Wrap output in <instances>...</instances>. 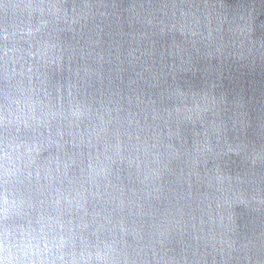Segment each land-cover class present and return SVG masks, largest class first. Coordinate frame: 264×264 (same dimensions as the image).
Returning <instances> with one entry per match:
<instances>
[{"label": "water", "instance_id": "obj_1", "mask_svg": "<svg viewBox=\"0 0 264 264\" xmlns=\"http://www.w3.org/2000/svg\"><path fill=\"white\" fill-rule=\"evenodd\" d=\"M6 230L35 264H264V0H0Z\"/></svg>", "mask_w": 264, "mask_h": 264}, {"label": "clouds", "instance_id": "obj_2", "mask_svg": "<svg viewBox=\"0 0 264 264\" xmlns=\"http://www.w3.org/2000/svg\"><path fill=\"white\" fill-rule=\"evenodd\" d=\"M39 247V245H37ZM48 244H44V250H48ZM16 249V255H12V249ZM31 245L27 246V250L23 244H13L9 240V233L7 230L5 231L4 235V242H3V256L0 257V264H35V262L31 258Z\"/></svg>", "mask_w": 264, "mask_h": 264}]
</instances>
